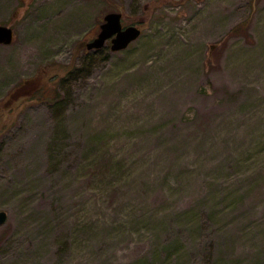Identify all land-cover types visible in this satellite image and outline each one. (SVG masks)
Returning a JSON list of instances; mask_svg holds the SVG:
<instances>
[{
    "label": "rangeland",
    "instance_id": "1",
    "mask_svg": "<svg viewBox=\"0 0 264 264\" xmlns=\"http://www.w3.org/2000/svg\"><path fill=\"white\" fill-rule=\"evenodd\" d=\"M18 1L0 264H264V0ZM110 12L140 37L88 51Z\"/></svg>",
    "mask_w": 264,
    "mask_h": 264
},
{
    "label": "water",
    "instance_id": "2",
    "mask_svg": "<svg viewBox=\"0 0 264 264\" xmlns=\"http://www.w3.org/2000/svg\"><path fill=\"white\" fill-rule=\"evenodd\" d=\"M123 14L121 12H110L104 17L100 25L98 35L87 43L88 50H97L103 48L108 41H111V49L119 51L127 48L133 41L138 39L142 33L141 28L136 25L123 27ZM15 37L14 29L9 25L0 24V43L10 44ZM7 219L5 211H0V224Z\"/></svg>",
    "mask_w": 264,
    "mask_h": 264
},
{
    "label": "flooded vegetation",
    "instance_id": "3",
    "mask_svg": "<svg viewBox=\"0 0 264 264\" xmlns=\"http://www.w3.org/2000/svg\"><path fill=\"white\" fill-rule=\"evenodd\" d=\"M31 1H32V0H19V1H18V5L21 6L22 4H29ZM18 12H19V10H16L14 13H17V14H18ZM122 23H123V27H127V26H130V25H136V24H133V23H131V24H130V23H126V24H125V23H124V17H122ZM8 25L11 26L13 29H15L13 23H9ZM136 26H137V25H136ZM94 38H95V37H94ZM94 38H93V39H94ZM93 39H91V40H93ZM91 40H89V41H91ZM89 41H88V42H89ZM88 42H87V43H88ZM110 42H111V41H110ZM87 43H86V48H87ZM87 50H88V49H87ZM88 51H91V52H92V51H95V50H88Z\"/></svg>",
    "mask_w": 264,
    "mask_h": 264
},
{
    "label": "trees",
    "instance_id": "4",
    "mask_svg": "<svg viewBox=\"0 0 264 264\" xmlns=\"http://www.w3.org/2000/svg\"><path fill=\"white\" fill-rule=\"evenodd\" d=\"M103 49L101 48V49H97V50H95V52L96 53H99V52H101Z\"/></svg>",
    "mask_w": 264,
    "mask_h": 264
}]
</instances>
